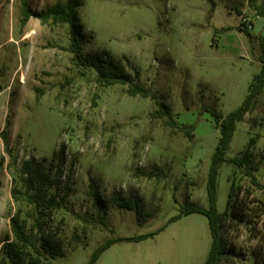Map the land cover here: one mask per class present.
Segmentation results:
<instances>
[{"label": "rangeland", "instance_id": "1", "mask_svg": "<svg viewBox=\"0 0 264 264\" xmlns=\"http://www.w3.org/2000/svg\"><path fill=\"white\" fill-rule=\"evenodd\" d=\"M56 1L0 0V132L6 129L9 141L7 152L0 137V246L12 238L17 209L11 172L30 157L47 167L64 143L60 181L69 175L71 193L46 218L61 251L53 264H86L110 239L94 264H204L207 218H172L185 205L208 207L207 173L219 138L212 111L225 117L238 108L261 70V0H80L81 56L108 51L152 97L129 95L127 84L102 86L93 68L73 62L68 23L30 17L22 24L23 3L40 12ZM157 101L169 105L176 124L192 127L189 136L155 115ZM247 148L248 165L224 161L218 168L217 212L231 183L244 202L239 221L223 222L232 252L219 264H252L250 251L264 241V89L236 123L225 159ZM91 189L101 198L136 197L143 214L115 206L99 213ZM258 217L254 227L247 222ZM137 236L143 238L123 240Z\"/></svg>", "mask_w": 264, "mask_h": 264}, {"label": "trees", "instance_id": "2", "mask_svg": "<svg viewBox=\"0 0 264 264\" xmlns=\"http://www.w3.org/2000/svg\"><path fill=\"white\" fill-rule=\"evenodd\" d=\"M80 5V0H58L46 10L31 12L28 5L23 3L21 22L25 25L28 19L33 17L37 18L41 23H68L69 44L73 54V62L82 67L88 66L93 68L96 72V81L102 86L127 84L129 86V95L152 97L147 88L132 83L133 78L131 74L124 70L120 62L114 61L108 51L101 50L95 52L89 58L81 56V40L79 36L82 33L83 26L77 12V8ZM256 9L258 15L264 16V0H261V4L257 5ZM260 62L262 64L261 70L253 77L249 85L248 94L241 105L229 112L225 117H220L212 111L215 126L219 130V138L207 173L206 192L208 207L185 205L180 208L179 215L172 218V220H175L181 215L191 213L201 214L207 218L211 244L204 264H219L224 257L232 252L228 248L227 241L222 237L223 222L227 217L231 220L239 221L241 210L239 206L244 205V202L241 200L242 198H239V190H235L233 183H231L227 193L225 209L221 213L217 212L215 206L217 173L220 164L224 161H228L238 168L251 162L248 148L244 151L242 157H233L227 160L225 159V154L236 123L241 121L245 114L252 110L255 98L264 89V52L260 56ZM157 104L158 109L155 111L157 117H167L166 122L168 125L179 131H183L186 136L190 135L192 127L176 124L170 116L168 104L161 101H157ZM0 137L6 151L9 152L6 129L0 132ZM65 150L66 145L62 143L59 149L54 152L47 167L45 166V159L36 161L33 157H30L11 172L13 187L10 192L13 201L17 204V209L10 217L12 238L5 240L0 246V264H53L50 258L61 254L59 242L53 239L54 232L46 230L45 225L49 211L64 208L71 193L69 175L63 182V185H61L60 181L65 161ZM257 170L258 166L254 165L246 173L251 174V171ZM151 175L152 173H148V176L151 177ZM252 181L254 182L253 178ZM246 193L248 195L249 191L246 190ZM89 195L92 199V206L99 213H106L109 206H115L121 209L133 210L139 216L143 214L140 201L136 197L122 199L116 194H112L109 198H101L99 193L93 189L89 191ZM251 212V215H258L257 210H252ZM80 218L86 223L94 221L93 217L81 216ZM29 220L31 221L29 222ZM99 220L103 225H106L102 216L99 217ZM259 221V217L247 220L250 225L252 224V227L259 223ZM142 238L143 236H137L123 238V240L138 241ZM112 242L113 240L110 239L100 244L92 252L86 264H94L100 254ZM45 254L49 256L47 259H45ZM250 255L252 264H264V241L255 244L250 251Z\"/></svg>", "mask_w": 264, "mask_h": 264}, {"label": "built area", "instance_id": "3", "mask_svg": "<svg viewBox=\"0 0 264 264\" xmlns=\"http://www.w3.org/2000/svg\"><path fill=\"white\" fill-rule=\"evenodd\" d=\"M249 26H250V24H249Z\"/></svg>", "mask_w": 264, "mask_h": 264}]
</instances>
